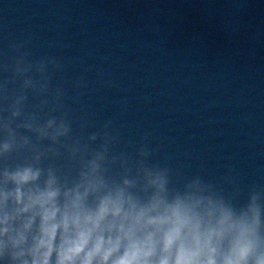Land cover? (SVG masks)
<instances>
[{
	"label": "clouds",
	"instance_id": "9594fccd",
	"mask_svg": "<svg viewBox=\"0 0 264 264\" xmlns=\"http://www.w3.org/2000/svg\"><path fill=\"white\" fill-rule=\"evenodd\" d=\"M66 71L27 40L0 53V264H264V185L178 183L147 133L76 113Z\"/></svg>",
	"mask_w": 264,
	"mask_h": 264
},
{
	"label": "water",
	"instance_id": "95a60500",
	"mask_svg": "<svg viewBox=\"0 0 264 264\" xmlns=\"http://www.w3.org/2000/svg\"><path fill=\"white\" fill-rule=\"evenodd\" d=\"M11 40L85 74L74 111L147 133L178 183L264 185V0H0V53Z\"/></svg>",
	"mask_w": 264,
	"mask_h": 264
}]
</instances>
